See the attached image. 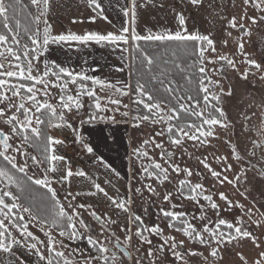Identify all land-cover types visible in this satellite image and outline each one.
I'll return each instance as SVG.
<instances>
[{"label": "rangeland", "instance_id": "obj_1", "mask_svg": "<svg viewBox=\"0 0 264 264\" xmlns=\"http://www.w3.org/2000/svg\"><path fill=\"white\" fill-rule=\"evenodd\" d=\"M155 3L161 8L169 10L171 8L177 11L180 16L184 17L185 24L181 25L180 29L169 30L167 27L155 28L152 22V25L142 29L147 39L156 37L199 38L200 35L211 39L205 50L201 51L198 63L199 67L203 68L201 70L206 71L210 78L202 89L207 90L209 97L219 96V104L215 100H210L209 103L221 108L225 113V118L220 124L212 126V133L208 132L207 125L201 124L202 120H196L197 125L189 129L181 127L177 129L176 135L169 136L168 132L174 127V123L171 122L173 108L160 104L159 107L154 106L155 117H141L134 121L132 107L135 101L132 96L129 97V94L87 84L95 92L97 102L94 103L93 99H89L93 95L92 90L87 93L89 98L82 97L85 85L76 80H62L54 74L55 77L50 76L48 71H44L46 59L42 51L38 59L24 60L21 57V60H17L16 50L7 43L2 44L0 45V63L4 64L7 73L17 79L9 80L7 76L0 79L2 87L0 101H3L0 107H4V112L0 113V122H2L0 123V135L4 134L7 145V148L2 147L0 136V153L3 156L7 153L4 157L15 167L19 165L16 168L35 182L41 184L47 182L48 187L65 209V213L75 217L78 212L77 218L85 220L91 231L84 229L82 224H76L78 231L83 235H75L73 239H69L68 231L62 228L56 229L38 219L31 211L24 212L27 207L14 193L16 180L11 173L0 166V170H3L0 172V190L4 193H12L15 197L11 204H6L0 196L3 209H8L4 211V216L14 217L16 213H13L11 209L17 206V213L26 217L25 223L29 224L28 231L33 233L38 251L43 252L47 257L46 246L53 243L55 251L62 252L70 264H103V261L86 259L90 253H95V249L87 244V238L90 235L100 243L97 247L102 246L108 250L105 253L106 256H112L111 250L119 252L115 242H120L129 249V258L120 252L121 257L124 258L110 260V264H136L138 256L147 255L150 247L146 243L147 239L151 240L156 252L155 264H264V257L261 256V253H264V179H260L262 173L258 172L260 167H264V163L260 160L259 154L251 155L255 137L252 128L254 124H259L260 116L264 112V78H261L264 77V16H262L264 13L257 10H264V0H259V3L252 5L248 4V0H198L197 5H193L190 0H149L148 7L150 6L151 11L147 10L148 17H153L157 13L160 15V9L156 8ZM43 4L44 0L37 8V16H40L41 43L47 31L45 22L48 19ZM124 4L125 12L129 13L126 19L129 20L130 27L133 23V30H135L137 24L140 23L141 14L137 0H134V14L133 0H124ZM75 14L74 11L62 13V17L66 18L67 27L65 29L55 28L51 35H58L59 32H69V34L83 33L84 30L87 32L89 28L76 27ZM253 18L256 23L252 22ZM49 21L55 22V19L51 17ZM233 21L241 24L243 30L239 27H232ZM92 28L89 30L90 34H92ZM241 44L243 53L240 51ZM220 57H224L228 64L220 60ZM247 60H253L262 67L260 69L250 68L246 63ZM16 63L24 64L28 67V72L25 73L23 70L17 72L8 67L9 64ZM247 72L248 76L245 79L243 74ZM73 95L82 99L83 107L73 98ZM114 98L120 100L119 106L110 103L114 101ZM68 104H70L69 108H67ZM185 104L181 101L180 107L183 108ZM194 104L191 102L189 106L192 107ZM96 105L100 106L103 113L101 117L94 116L100 122L102 119L111 118L117 121L131 120V124H128L129 132L125 135L126 143L122 145L119 141L120 146L126 147L129 152V157H124L127 165L129 164L128 171L126 169L128 174L123 171L125 163L122 160H118L116 168H112L113 174L124 181L113 185V189H119V195H121V201L117 202V207L107 203L106 200L99 199L98 196L95 197L96 203L93 200L90 202L83 196L79 187H86V183L89 182L83 177L80 178L76 173L85 172V166L79 161L80 151L84 147L76 154L71 151L74 144L78 142L76 135L79 130L77 128L79 120L76 121L77 125L68 123L67 120L83 109L92 112L91 106L96 107ZM196 105L198 115L203 112L202 117L207 122V111L211 109L204 100ZM45 107L63 118L62 122L59 121L50 127L54 135V138L50 140L49 148L50 161L54 159V167L51 169L43 165L39 155L26 139L27 135H24L27 131L39 134L40 112ZM102 125L99 124L101 127ZM99 129L102 128L99 127ZM181 132L185 134L180 135ZM199 134L201 138L196 140V135ZM80 140L85 146L83 139ZM236 152L243 159L237 161ZM205 161L211 169L220 173V179L210 175L209 170L204 167L203 162ZM225 163L231 166V170L224 168ZM186 170L193 173L191 177L186 176ZM69 171L71 174L68 173ZM225 175L233 180L232 184L221 183ZM235 176H241L238 186L234 181ZM187 180H190L193 192L188 190L187 187L190 185L185 183ZM197 183L203 185L204 194L213 196L214 202L219 205L218 209L211 208L202 198L198 202L192 200L196 196ZM181 188H185L184 192ZM221 192L228 197L231 204L226 205L219 199ZM169 196L171 199H167ZM120 197H118L119 200ZM124 203H126V208H123ZM238 204H242L246 210H251L252 216L249 217L235 206ZM80 205H90L91 211L101 216L105 223L104 228H101L89 211L80 208ZM172 205H175V208ZM201 208L208 217L207 221L197 219L201 215ZM164 210L184 213L187 221L201 231L205 224L209 228H215L218 218L232 222L234 227L231 230L221 226V231L225 234L231 231V242L225 235L217 244L211 240L208 233H203L209 239L210 246L198 244L190 238L191 232L187 227L182 231L170 227L169 225L174 222L163 218ZM137 215L140 217L139 222L136 221ZM109 219L115 222L109 224L107 223ZM9 222L11 223V219ZM153 227H159L162 235L156 236L152 233ZM235 227H243L244 230L250 231L251 237L245 238L235 233ZM62 230L63 235H60ZM138 230L142 231L143 237H138ZM28 234L30 233L26 230L25 238ZM13 235L20 238L15 224H13ZM164 240L168 245H172L173 240L177 243L183 242L185 253L183 260L175 261L168 252L158 250V246L163 244ZM14 242L10 234L8 247H11ZM213 248L219 250V255L215 258L210 255ZM193 252L199 254H190ZM81 253L84 255L81 256ZM17 254L23 257L26 264H41L34 255L29 254L23 248L18 249ZM5 259V253L0 251V264H3ZM43 264L47 262L44 261ZM141 264L144 262L141 261Z\"/></svg>", "mask_w": 264, "mask_h": 264}, {"label": "crops", "instance_id": "obj_2", "mask_svg": "<svg viewBox=\"0 0 264 264\" xmlns=\"http://www.w3.org/2000/svg\"><path fill=\"white\" fill-rule=\"evenodd\" d=\"M97 3L100 4L99 9L91 6L88 0H44L43 9L48 16L45 26L48 29L49 35L52 36L51 32H54L55 28L65 29L67 27L65 22L66 18L62 17V13L74 11L76 13L75 20L77 28H89L90 30V28L94 27L92 28L91 35H86L90 34L89 30L87 32L84 30L83 33L78 32L76 35H81L84 40H98L101 38L96 34L112 33L121 34L118 38L113 39L123 40L124 33H122V29L126 27L129 28L130 33L132 32L131 39L126 45L122 42L118 45L107 42L97 44L94 41L86 43L73 41L62 42L60 44L52 43L46 50H42L43 56L51 66H62V71L67 75L84 78V74H86L88 79L93 82H98V85H94V87L110 88L116 92L125 93L126 95L129 94V97H131L132 46L140 40V37L136 33L145 37L144 39H147L146 35L143 34V28L152 25V22H154L155 28L167 27L169 30H175V28L180 29L181 25L178 20L180 15L174 9L161 8L160 5L155 3V6L157 5L156 8L160 9V15L157 13L153 17H148L146 12L148 9L151 11L150 6L148 7L149 0H137L141 13L140 23L133 30V23L130 27L129 20L124 15V0H97ZM36 8L38 7L36 6ZM100 13H103V15H100ZM51 17L55 19V22L49 21ZM37 29L39 32V22L37 23ZM59 33L64 35L69 34V32ZM71 38L68 37V39ZM71 73H76L77 75H71ZM113 100L110 102L112 105L119 106L121 104L118 98H114ZM69 107L70 104L67 105V108ZM91 108L92 110L93 108L99 109V111L90 112V110L83 109L80 113H75L73 116H70L68 120L65 119L68 123L71 122L76 125V121L79 120V125H77L79 130L76 139H83L85 146L90 145L95 149V152L91 154L87 153L88 151L84 149L80 151L81 156L79 161L85 166V175L79 176L80 178L83 177L88 180L87 182L89 183H86V187L80 186L79 189L82 190L83 196L89 199L90 202L93 200L96 203L95 197L98 196L99 199L106 200L107 203L112 205V199L117 200L116 202L121 201L119 189H113V185L119 184V181L120 183L124 182L120 177L117 178L113 174L114 171H112V168H116L115 166L118 160H122L125 163V168L122 166L123 171L125 174H128L129 164L127 165L124 157H129V152L126 147L120 146V142H122V145L126 143L125 135L126 132H129L128 124H131V120L117 121L111 118L108 120L102 119L100 122L98 118H96L97 120L95 118L91 119V113H93V116L101 117L103 114L102 109L98 105L96 107L91 106ZM59 117L62 122L63 118L60 115ZM99 124H103L102 127ZM99 127L102 129H99ZM53 161L54 159L52 158L50 161L51 167L49 166L48 168L51 169L54 167ZM105 175L107 176L105 177ZM101 189L106 194L101 193ZM89 192H96V195H87ZM118 197H120V200Z\"/></svg>", "mask_w": 264, "mask_h": 264}, {"label": "snow or ice", "instance_id": "obj_3", "mask_svg": "<svg viewBox=\"0 0 264 264\" xmlns=\"http://www.w3.org/2000/svg\"><path fill=\"white\" fill-rule=\"evenodd\" d=\"M42 2H43V0H31V4L35 5L37 7ZM88 2L95 9L100 8V4L97 3V0H88ZM190 2L193 5H197V0H190ZM255 3H259V0H248V4H250V5L255 4ZM257 10L264 13V10H260V9H257ZM23 11H24V5L22 3V0H0V21H2V25H0V26H2L7 31V33L8 32L15 33L17 28L21 27V22L19 19H17V15ZM132 11L134 14L135 13L134 0H133ZM128 14H129L128 12H124L125 16H127ZM100 15H103V13H100ZM262 16H264V15H262ZM35 20L37 22H39L40 16L35 17ZM178 20H179L180 25L185 24V20H184V17L182 15L178 17ZM13 22H14V26H13ZM252 22L256 23L255 18H253ZM232 27H234V28L239 27L241 30H243L242 25L239 24L238 22L233 21ZM45 30H47V31L45 32V34L43 36L42 43L40 42V35H39L38 30L35 31V35H33V33L31 35H28L27 38H30L29 40H30L31 46H32L30 49L28 48V53L26 54L27 58L29 60L38 59L41 51L46 50L48 48V46L52 43L60 44L62 42H69V41L86 43L89 41H94L97 44L107 42L109 44L118 45L119 43L122 42L124 45H126L128 43V41L131 39V34H132V32L131 33L129 32V28L125 27L122 29V33H124L123 34V36H124L123 40L113 39V38H118L121 34H112V33L96 34L101 38L98 40H84L81 37V35H76V34H68V35L60 34V35H56V36H50L48 33L47 27L45 28ZM25 31H26V33H28L31 31V29L26 28ZM125 34H128V35H125ZM86 35H91V34H86ZM136 35L139 36L140 39L145 38V37H142L141 35H138L137 33H136ZM169 35H171V34H169ZM68 37H72V38L68 39ZM10 39H12L11 36L6 35V34H0V45L7 43ZM209 40H211V39H209L205 35H200V37H199V41L206 42L207 44H208ZM201 49L205 50L203 43L201 45ZM240 51L243 53L242 44L240 45ZM16 59L21 60V55L18 54ZM23 59H25V55H23ZM220 60H224L228 64V61L224 57H220ZM246 63L249 64L250 68L260 69L262 67L260 64H257L253 60H247ZM8 67L13 69L14 71H17V72H20L21 70H23L25 73H27L29 70L28 67H26L24 64H21V63H16L14 65L9 64ZM56 69H57L56 71H53V66H51L48 61H46V60L44 61V69L43 70L48 71L50 76H53V74L59 75L60 78L63 80L65 78L64 77V71H62L63 67L62 66H56ZM37 71H39V70L37 69ZM71 75H77V74L71 73ZM4 76H7L9 80H11V78L17 79V77H14V76L10 75L9 73H7L5 71L4 64L0 63V79H3ZM247 76H248V72L243 74V78L247 79ZM53 77H55V76H53ZM67 78L71 79V76H69ZM261 78H264V77H261ZM78 79H79V77H78ZM87 81L92 82V80L88 79L87 75L84 74L85 88L81 94L82 97L83 96L88 97V95H87L88 91L92 90L88 87V85L86 83ZM0 89H2V88H0ZM137 89H138V91L142 97L140 102L145 104V105H150L152 102V97H151V94L146 91L144 85L138 83ZM204 91H205V93H207L206 89ZM230 94L231 93H229V95ZM73 98L76 99L82 107L84 106L83 101L80 97L73 95ZM89 99H93L94 103L97 102V98H96L94 91H93V95ZM203 100H204L205 104L211 109V111H209V113H208L207 122L205 121V119H202L201 124L207 125L208 126V132L210 131L212 133V131H211L212 126L220 124L222 122V120L225 118V113L223 112V110L221 108L216 107L215 105H211L209 103V95L205 94V96L203 97ZM211 100H215L217 102V104H219L220 98L217 95H211ZM0 105H3V101H0ZM9 111H11V109H9ZM98 111H99V109L93 108V112H98ZM105 111H106V109H105ZM3 112H4V107H0V113H3ZM202 115H203V112H201L199 114V116H198L199 120H201ZM94 118L95 117L93 116V113H91V119H94ZM0 123H2V122H0ZM10 127H9V129H10ZM224 127H227V125H224ZM85 131H87V129H85ZM197 133H199V132H197ZM171 134H172L171 131L168 132L169 136H171ZM184 134L185 133H183V132L180 133V135H184ZM200 138H201L200 134L196 135V140H199ZM83 147H84V150L88 151L89 154H91L92 152H95V149L93 146L86 145ZM260 147H262V145L254 142V148H253L251 155L255 156L256 150L259 149ZM233 151L235 152V148L233 149ZM6 155H7V153H4V156H6ZM3 158H4L3 156H0V159H3ZM225 159H227V158H225ZM235 159L237 161H239V160L243 159V157H241L239 155V153L236 152ZM262 159H264V158H262ZM203 163H204V167L209 170L210 175L212 177L220 179V173L219 172L211 169L206 161ZM16 167H19V165H16ZM224 168L226 170H231V166L226 164V163L224 164ZM2 171L3 170H0V172H2ZM53 171H55V169H53ZM258 172L262 173L260 175V179H264V167H260L258 169ZM68 173L71 174V171H69ZM177 173H179V172L177 171ZM76 174L83 175V176L85 175L84 172H78ZM185 174H186V176L191 177L193 173L190 170H186ZM242 175H244V174L242 173ZM234 181H235V184L238 186L240 184V181H241V176H235ZM225 182L232 184L233 180H230L225 175L223 177V179L221 180V183H225ZM185 183L190 185L187 188L190 192H193L194 189L191 186L190 180H187ZM48 186L49 185L47 182H45V184L43 185V187H45V188H47ZM17 188H18V190L23 191V184L18 183ZM184 190H185V188H181L182 192H184ZM195 191H196V196L192 200L198 202L199 199L202 198L204 201L208 202V204L211 206V208H213V209L219 208V205L214 202L213 196L211 194H204L202 184L197 183V185L195 186ZM100 192L103 194H106V193H104V191L102 189L100 190ZM35 195L38 197L39 193H36ZM87 195L94 196V195H96V192H89V193H87ZM242 195H244V193H242ZM0 196L3 197V203H6V204H11L12 200L15 199V197L12 195V193H4L2 190H0ZM167 199H171V197L169 196ZM167 199L165 201H167ZM219 199L221 201H223L226 205H229L232 203L223 192H221L219 194ZM111 203L114 207H117L116 200L112 199ZM125 205H126V203L123 204V208H126ZM235 206L238 207L241 211H244L246 213V215H248L249 217L252 216L251 210H246L242 204H238ZM172 207L175 208V205H172ZM80 208H83L86 211H89L90 215H92V217L95 218L97 223L100 224L101 228H104L105 223L102 221L101 216L97 215V213L95 211H91L90 205H88V206L80 205ZM0 209H3V204H0ZM7 210L8 209L0 210V234H2V237H0V251H3V253H5V257H6L3 264H19V262H23V264H26V261H24L23 257L17 254V250L21 249V248H23L29 254L34 255L36 257V259L39 262H41V264H43L44 261H46L47 264H70V261L68 259L64 258V254L62 252L55 251V249L53 247V243L46 246L48 249V256L47 257L43 254V252L38 251L39 248H38L37 244H35V242H34V235L31 231H28L29 224L25 223V219H26L25 215L18 214L17 213V206H13L11 211L13 213H16V215L12 218H9V217L4 216V211H7ZM24 212H30V209L25 208ZM65 212L66 211L63 208V206L61 204L57 203L56 204V217H59L61 219L67 218L69 220V223L65 226V229H64V230H68L69 239H73L75 237V235H79V236L83 235V233L78 231L76 224H82L84 229L91 231V229H88V226H87L85 220H83L82 218H79V219L77 218L78 212L75 214V217H72L70 214L67 217H65ZM163 218L165 220L173 221L174 223L170 224L169 226L174 227L177 231H182L185 227H187L188 230L191 232L190 238L193 239L194 242H196L198 244L210 246L209 239L206 238L203 235V233H208L211 240L215 241L217 244H219L221 242L222 238H224L225 235H227V237L229 238V242H231V236H232L231 231H229L227 234H225L224 232L221 231V226H224L227 229L231 230V229H233L234 225L232 222H228L225 219L218 218L215 222L216 223L215 228H209L208 225L205 224L203 227V230L201 231L196 226H194L192 223H189L187 221L184 213H182V212L177 213V212H173V211L164 210L163 211ZM10 219H11V223L9 222ZM27 219L29 220L28 216H27ZM197 219H199L201 221H207L208 220V217L203 212V208H201V215ZM136 221L137 222L140 221V217L138 215L136 216ZM114 222L115 221L109 219L107 223L111 224ZM237 223H240V222H237ZM13 224H15V229L18 230L20 233L19 239L15 235H13ZM53 224L56 227H60V225L56 223L55 219H53ZM26 230H27V233H30L27 235V238H25ZM126 232L127 231L125 230V233ZM151 232L154 233L156 236L162 235V230L159 227H153L151 229ZM235 233L240 234L245 238L251 237V235H252V233L250 231L244 230L243 227H235ZM10 234H12V239H14L15 242L12 244L11 247H8V239L10 237ZM60 235H63V230L61 231ZM137 235H138V237H143L142 231L138 230ZM146 243L149 244V246H150L148 249L147 255L145 257L138 256L136 258V264H141V261H143L145 264V260H147V264H155L157 256H156V252L153 249L152 242H151V240L147 239ZM87 244L95 249V253L94 254L90 253L86 259H90V260H94V261H103V264H110V260L118 259V258H120V259L124 258V257L118 256L115 252L112 253L111 257L106 256L105 253L108 250L102 246L97 247V245H99L100 243L98 242V240H94L91 235L88 236V238H87ZM116 247L121 248L119 242H117ZM177 249H180V250L178 251ZM158 250H163L165 252H168V254L175 261L183 260V257L185 255V253L183 252V242L177 243L174 240H173L172 245H168L167 242L164 240L163 244L158 246ZM121 251L124 252L126 255L125 249L121 248ZM190 254L197 255L199 253L193 252ZM83 255L84 254L81 253V256H83ZM210 255L213 258L217 257L219 255V250L213 248L212 251L210 252ZM261 256L264 257V253H261Z\"/></svg>", "mask_w": 264, "mask_h": 264}, {"label": "trees", "instance_id": "obj_4", "mask_svg": "<svg viewBox=\"0 0 264 264\" xmlns=\"http://www.w3.org/2000/svg\"><path fill=\"white\" fill-rule=\"evenodd\" d=\"M24 11L17 15V19L21 22V27L17 28L16 32H8L0 26V34H6L12 37L7 44L16 50L18 54L25 55L27 58L28 48L30 49L31 42L28 35H35L37 31V8L31 4V0H22ZM2 25V21H0ZM14 26V22H13ZM31 29L26 33L25 29ZM18 36V37H17ZM18 38V39H17ZM203 43L204 49L207 47L206 42L199 41V38H150L140 39L132 46L131 59V96L134 99L132 107V117L134 121L143 117H155L153 113L154 106L159 107L164 104L173 108L171 122L174 123L171 133L176 135L177 129L181 127L189 129L196 124L198 119V110L196 103H202L205 91L203 86L209 82L208 73L198 63L201 57L200 49ZM56 66H53V71H56ZM57 78L59 75L54 74ZM64 73V79L76 80L82 85L84 78L72 77ZM87 84L98 85V82L87 81ZM143 84L146 91L151 94L152 102L149 105L141 103V95L137 89V84ZM0 88H2L0 86ZM2 89H0V93ZM146 99V98H145ZM211 97H209V102ZM186 104L183 108L180 107V102ZM195 103L190 107V103ZM175 108V109H174ZM177 110V112L175 111ZM209 113V111H207ZM40 130L39 134L27 131L26 139L31 143L35 152L39 155L45 167L50 165V140L54 138L50 130L52 124L60 121L58 114L52 112L48 107H45L40 112ZM203 117L201 118V120ZM170 132V131H169ZM178 138V137H176ZM0 156H3L0 153ZM4 157V156H3ZM0 166L13 175L16 180L14 193L30 211L38 217V219L52 226L53 219L60 227L54 226L56 229H65L69 223L67 218L61 219L56 217V204L58 199L54 196L52 190L43 187L44 184L37 183L26 174L18 170L5 157L0 159ZM23 184V191L18 190L17 184ZM39 193L37 197L35 194ZM60 204V203H59ZM68 215L65 213V217ZM68 231V230H66Z\"/></svg>", "mask_w": 264, "mask_h": 264}, {"label": "flooded vegetation", "instance_id": "obj_5", "mask_svg": "<svg viewBox=\"0 0 264 264\" xmlns=\"http://www.w3.org/2000/svg\"><path fill=\"white\" fill-rule=\"evenodd\" d=\"M252 129H253V132H254V135H255L253 143L256 142V143L262 145V147H260L259 149L256 150V154L260 155L259 158L264 163V159H262V158H264V112L260 116L259 124L258 125L254 124ZM116 244H117V242H115V246H116ZM119 244H120L122 249L126 250V255H125L124 252L121 251V248H117V247L116 248L118 249L119 252L111 250L112 253L115 252L118 256L121 257V254H120V252H121L123 255H125L126 257L129 258L130 257L129 249L126 248L124 244H122L120 242H119Z\"/></svg>", "mask_w": 264, "mask_h": 264}, {"label": "built area", "instance_id": "obj_6", "mask_svg": "<svg viewBox=\"0 0 264 264\" xmlns=\"http://www.w3.org/2000/svg\"><path fill=\"white\" fill-rule=\"evenodd\" d=\"M75 146L72 148V153L73 154H76L77 153V151H79L80 149H82L83 148V143H82V141L79 139L78 140V142L77 143H75L74 144Z\"/></svg>", "mask_w": 264, "mask_h": 264}, {"label": "water", "instance_id": "obj_7", "mask_svg": "<svg viewBox=\"0 0 264 264\" xmlns=\"http://www.w3.org/2000/svg\"><path fill=\"white\" fill-rule=\"evenodd\" d=\"M0 136H1V144H2V147L7 148V145L5 143V136H4V134L1 133Z\"/></svg>", "mask_w": 264, "mask_h": 264}]
</instances>
